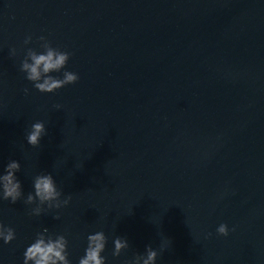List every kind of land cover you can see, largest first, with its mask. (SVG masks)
<instances>
[{
	"label": "water",
	"instance_id": "water-1",
	"mask_svg": "<svg viewBox=\"0 0 264 264\" xmlns=\"http://www.w3.org/2000/svg\"><path fill=\"white\" fill-rule=\"evenodd\" d=\"M40 36L72 53L51 75L75 84L41 93L25 78ZM10 160L23 197L0 200L16 232L0 264H23L45 228L71 264L98 231L106 264L148 245L155 264H264V0H0V174ZM41 173L71 200L35 216L23 201ZM117 237L129 247L113 257Z\"/></svg>",
	"mask_w": 264,
	"mask_h": 264
},
{
	"label": "clouds",
	"instance_id": "clouds-1",
	"mask_svg": "<svg viewBox=\"0 0 264 264\" xmlns=\"http://www.w3.org/2000/svg\"><path fill=\"white\" fill-rule=\"evenodd\" d=\"M42 52L34 48L26 50L24 59L21 62L20 70L26 74V79L32 82L33 87L41 93H54L57 90L75 84L79 80L77 73L72 71H63L62 78L51 75L59 73L65 69L72 53L62 51L53 47L52 43L46 37L38 38ZM32 42V36H26L24 44ZM16 50H11V55H15ZM25 94L29 92L28 88L23 90ZM59 107V106H57ZM47 135L45 123L37 121L31 125L30 131L26 135L27 144L32 147L40 145L43 136ZM21 170V164L17 160H10L4 173L0 174V200L10 201L15 204L23 197L22 183L17 178L16 173ZM34 192L28 193L24 203L26 205L36 206L31 210L30 215L39 216L47 208H60L66 206L71 200L67 196L61 200L62 192L58 189L57 184L51 173H41L33 179ZM59 219V215L54 217ZM234 231V229H233ZM220 236H227L229 228L227 224L221 223L216 229ZM208 237L212 234L208 233ZM16 239L15 229L11 226H5L0 222V240L4 244H10ZM107 244V237L103 231H98L87 236V247L85 254L78 260V264H106V257L102 255ZM129 247L126 238L117 237L114 240L113 257H119L121 252ZM158 252L151 245L146 246L144 255H136L132 261L126 264H155ZM23 264H71L68 253V240L65 235H53L45 228L38 232L34 241L24 252Z\"/></svg>",
	"mask_w": 264,
	"mask_h": 264
}]
</instances>
